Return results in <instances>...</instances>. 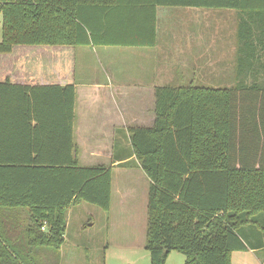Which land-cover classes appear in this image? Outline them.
<instances>
[{
	"label": "trees",
	"instance_id": "1",
	"mask_svg": "<svg viewBox=\"0 0 264 264\" xmlns=\"http://www.w3.org/2000/svg\"><path fill=\"white\" fill-rule=\"evenodd\" d=\"M243 1L253 12V0H0V54L134 44L149 23L156 34L157 7L240 9ZM261 74L239 71L233 87H157L154 124L130 129L150 180L151 264L175 251L185 264H232L234 252L264 251ZM75 105L74 84L0 83V264H43L42 250L60 258L69 208L110 209L112 168L78 163Z\"/></svg>",
	"mask_w": 264,
	"mask_h": 264
},
{
	"label": "crops",
	"instance_id": "2",
	"mask_svg": "<svg viewBox=\"0 0 264 264\" xmlns=\"http://www.w3.org/2000/svg\"><path fill=\"white\" fill-rule=\"evenodd\" d=\"M246 5L247 2L243 1L240 9H221V12H217L220 13L218 44L221 72L225 84L223 86L226 87L238 84L242 77L238 76L239 71L264 73V0L250 2L253 12H249L245 8ZM196 11H201L204 16L209 13L197 8L157 7L156 34L153 35L150 31L149 23V29H143L141 38L137 39L136 33L130 38V41L143 44L105 45L133 49L142 59H148V64L141 65L137 72H114L113 69L107 68L99 74L96 69H89L80 77L75 70V59L73 66H70L67 56L56 60L53 66L48 65L47 55L19 56L14 48L10 54H0L4 55L0 57V83L9 81L11 84L30 87L74 84V142L78 149L76 156L79 165L118 168L129 162H137L130 140V129L136 126L150 127L154 124L156 88L175 86L165 85V82L190 80L189 71L195 75L199 64H203L208 70L213 66L214 32L212 25L208 27L211 21L205 19L199 22L203 31L197 32ZM213 13L207 16L212 18ZM146 18L150 20L152 17L148 15ZM182 18L185 19V27L181 25ZM175 22L177 24L171 28L170 25ZM26 48L37 53L41 47ZM67 48L73 51L78 49ZM174 69L177 72L170 74ZM119 145L124 148L117 152ZM137 163L140 166V163ZM148 193L145 198L147 213ZM114 198L119 201L115 202ZM126 198L124 191L117 189L112 177L109 211L114 209V206L116 209H124L128 204ZM238 253L241 252H234L232 258Z\"/></svg>",
	"mask_w": 264,
	"mask_h": 264
},
{
	"label": "rangeland",
	"instance_id": "3",
	"mask_svg": "<svg viewBox=\"0 0 264 264\" xmlns=\"http://www.w3.org/2000/svg\"><path fill=\"white\" fill-rule=\"evenodd\" d=\"M200 10L214 12L212 18L207 16L209 13L204 16L201 11H196L197 15H195V17L197 16L195 25L197 32L203 31L199 22L205 21V19L211 21L208 23V27L210 28L212 25L214 32L213 66L208 70L204 68L203 64H199L195 75L189 71L190 80L165 82V85L188 86L193 84L215 88L226 87L223 86L225 84L221 72L218 44L220 13L217 12L222 10ZM184 21L185 19L182 18L181 25L183 27H185ZM176 24L175 22L170 27L174 28ZM2 38L3 16L0 13V41ZM26 47L28 46L15 47L17 54L19 56L30 54V57L47 55L48 65L54 66L56 60L67 56L70 66H73V59H75V70L78 71L80 77L84 75L85 70L89 69H96L99 74L107 68L113 69L114 72L127 70L129 73H134L141 65L148 64V59H142L135 54L133 49L116 46L78 47L74 51L65 46H39L41 48H38L39 52L37 53L27 50ZM29 49L37 50V48ZM3 56L0 55V57ZM173 72L177 71L174 69L170 74ZM259 81L264 83V74L259 76ZM248 82L251 83V80ZM122 148H124L123 145L117 146V152ZM137 162H129L118 168L111 167L117 189L120 191L121 188L127 197L125 199L128 201L126 207L120 210L114 206L111 211H105L88 203L72 206L66 214L67 231L61 257H56L55 253L48 252V250H42L39 254L43 264H151L150 253L146 249L148 213L145 207V198L150 185L148 177ZM117 200L119 201L114 198L115 202ZM125 209L127 210L123 211ZM120 211L121 213H119ZM185 262V255L175 251L169 255L166 264H185ZM232 264H264V251L248 250L238 253L233 256Z\"/></svg>",
	"mask_w": 264,
	"mask_h": 264
}]
</instances>
